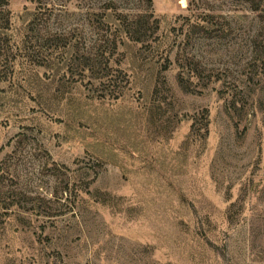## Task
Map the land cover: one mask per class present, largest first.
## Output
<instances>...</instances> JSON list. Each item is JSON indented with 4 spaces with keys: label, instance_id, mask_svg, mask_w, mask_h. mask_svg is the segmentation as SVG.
Masks as SVG:
<instances>
[{
    "label": "rangeland",
    "instance_id": "374dc122",
    "mask_svg": "<svg viewBox=\"0 0 264 264\" xmlns=\"http://www.w3.org/2000/svg\"><path fill=\"white\" fill-rule=\"evenodd\" d=\"M185 1L0 4V264H264V0Z\"/></svg>",
    "mask_w": 264,
    "mask_h": 264
},
{
    "label": "trees",
    "instance_id": "16d2710c",
    "mask_svg": "<svg viewBox=\"0 0 264 264\" xmlns=\"http://www.w3.org/2000/svg\"><path fill=\"white\" fill-rule=\"evenodd\" d=\"M147 3H151V0H146ZM0 4H4V5H7L8 4V0H0ZM106 8H108V5L106 6ZM142 12H138V13H135V14H130V13H125L124 15L121 13L118 15V17H116V19L118 20V23H119V26H120V29L121 31L127 36L129 37L130 39L133 38V36H136L138 35L139 33V26H140V18L142 17ZM144 14H148V17H146L147 19L150 18L152 19V22L155 24V26H157V19L153 16V13L149 11V13H144ZM6 16V20H5V23L6 25H1L0 24V29H6L8 26V22H9V19H8V16H9V13H6L5 14ZM131 17V18H130ZM116 30V29H115ZM115 32V31H114ZM49 36L48 38H51L53 36H56V33L52 34L51 32H49ZM58 37H61L59 35H57ZM104 43L102 42L101 45H99L98 49H100V47L103 45ZM63 48H65V46H63ZM87 53H89L87 51ZM97 54H101L102 56L100 57H103V59L105 61L108 60V53H106L105 51H101V52H98ZM91 55V54H90ZM84 57H86V62L84 61L83 64H81V67H94L96 64H93V63H87L88 62V59H89V54L88 55H82ZM108 62V61H107ZM96 67V66H95ZM0 208H5L7 209L6 207H1Z\"/></svg>",
    "mask_w": 264,
    "mask_h": 264
},
{
    "label": "bare ground",
    "instance_id": "6f19581e",
    "mask_svg": "<svg viewBox=\"0 0 264 264\" xmlns=\"http://www.w3.org/2000/svg\"><path fill=\"white\" fill-rule=\"evenodd\" d=\"M180 3L182 4V6H185L186 1L185 0H180Z\"/></svg>",
    "mask_w": 264,
    "mask_h": 264
}]
</instances>
